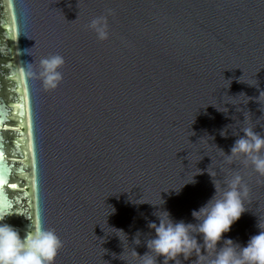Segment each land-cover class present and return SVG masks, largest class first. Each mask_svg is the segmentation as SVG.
Wrapping results in <instances>:
<instances>
[{
  "label": "water",
  "instance_id": "95a60500",
  "mask_svg": "<svg viewBox=\"0 0 264 264\" xmlns=\"http://www.w3.org/2000/svg\"><path fill=\"white\" fill-rule=\"evenodd\" d=\"M99 16L104 41L88 28ZM56 54L62 80L46 89L26 68ZM262 91L264 0H0V211L15 213L5 222L22 238L54 230V264H136L130 248L144 255L155 235L151 204L196 223L213 180L224 188L240 174L247 211L223 238L246 245L264 224V183L221 150L231 154L244 119L264 135Z\"/></svg>",
  "mask_w": 264,
  "mask_h": 264
},
{
  "label": "clouds",
  "instance_id": "9594fccd",
  "mask_svg": "<svg viewBox=\"0 0 264 264\" xmlns=\"http://www.w3.org/2000/svg\"><path fill=\"white\" fill-rule=\"evenodd\" d=\"M88 28L95 33L98 40L108 39L106 16L92 19ZM63 65L64 58L61 55H50L39 61L38 73L34 72L31 64H28L26 72L29 77L38 75L46 89H55L62 80L60 69ZM261 95H264V91L260 92L258 102ZM224 109L225 111L217 110L227 113V108ZM260 120H264V115ZM260 120L257 123H260ZM237 125L243 135L233 131V135L238 138L230 149L231 154L225 155L222 150L221 152L229 161L233 157L242 158L243 165H250L261 178L258 183H264V135L255 132V127L246 126L245 119L243 124L237 122ZM230 127L233 126H226L220 135L226 137L227 128ZM194 175L178 190H173L178 193L185 184L194 183ZM213 185L215 194L202 207L191 213L196 223L174 221L167 210H160V206L165 203L161 198L158 205L151 204L158 209L153 213L158 223L149 222L147 225L155 235L146 240L148 251L144 255L140 256L130 248V254L135 258L136 264H157L158 257L163 258V264H169L170 261L173 264H182L181 258L188 261L193 256V264H264V224L259 220L258 233L251 236L246 245L241 246L231 239L223 238L247 211L245 202L250 190L244 178L235 174L225 182L224 188L218 187L214 180ZM13 214L15 213L11 211H0V264H54L63 247V242L55 231L33 227L30 232L26 231L22 238L20 230L5 222ZM113 230L115 233H122L127 240L122 230ZM139 236L140 233L137 232L133 240L137 246L140 244ZM197 237L201 238L202 243ZM218 244L221 246L217 247ZM208 250H211V256Z\"/></svg>",
  "mask_w": 264,
  "mask_h": 264
}]
</instances>
